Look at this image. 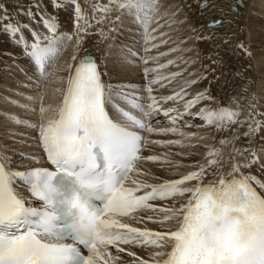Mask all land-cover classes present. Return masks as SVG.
Returning <instances> with one entry per match:
<instances>
[{
    "label": "snow or ice",
    "instance_id": "6c2138e0",
    "mask_svg": "<svg viewBox=\"0 0 264 264\" xmlns=\"http://www.w3.org/2000/svg\"><path fill=\"white\" fill-rule=\"evenodd\" d=\"M243 6L221 3L197 25L208 0H0V55L31 73L23 101H9L28 115L7 118L36 150L0 149V264H264V93L229 67L251 52L224 11ZM174 24L207 56L160 51ZM69 43L60 99L45 103ZM176 51L196 56L162 60ZM114 58L138 70L139 87L105 79Z\"/></svg>",
    "mask_w": 264,
    "mask_h": 264
},
{
    "label": "bare ground",
    "instance_id": "6f19581e",
    "mask_svg": "<svg viewBox=\"0 0 264 264\" xmlns=\"http://www.w3.org/2000/svg\"><path fill=\"white\" fill-rule=\"evenodd\" d=\"M163 1L165 4H168L169 2H171L173 0H162L161 2H163ZM13 2H15V0H13ZM84 2H85V0H81L82 4ZM88 2L91 3V2H94V0H88ZM197 2H199V0H197ZM244 2H245V4L246 3L247 4H246L245 11H243L244 13H243L242 17L243 16L246 17V15H247L246 12H248L250 0H248V2H246V1H244ZM85 6L87 7V5H85ZM259 7L264 10V1H261L259 3ZM263 10H259L258 12L259 13L264 12ZM226 12H228V11H226ZM252 14H255L254 10L252 11ZM218 15H220V13ZM61 19H62V21L65 22V27H67V23H66L67 16H66V14H62ZM209 20L210 19H208L207 21H209ZM239 26L240 25H237V28ZM206 30L211 31L209 29H206ZM262 30H264V27H262ZM248 32L250 34V31H248ZM177 34H178V32H177ZM122 36H120V40H122L124 42V45L125 44L127 45V43L132 41V39L134 38V30L131 28L125 29ZM174 36H175V33H174ZM237 37L240 40L241 33L237 34ZM177 38H179V37H177ZM246 41H247L246 39L243 41V43L245 45H246ZM248 42L250 45V48H248V50L250 52L252 51L251 43H253L255 47H258L260 45L259 40L257 38H254L253 36H250V38L248 39ZM0 45H5L4 39L2 37H0ZM5 46L10 47V45H5ZM67 47H68V50L66 53L64 52L62 54L64 56H62V60H60L59 63L57 62L56 69L60 68V66L65 61H68L70 59L71 53H72V44L69 43ZM262 50L264 53V48ZM0 51H2V49H0ZM254 53H251L250 58L247 56H242L235 63H232L231 65L229 63V67L231 69H233V71H235V70L243 71L244 69H247V71L245 72V75L247 77H250V80L248 81V83L250 84L251 89L254 92H256L257 94H261L262 92H264V58L261 57L264 54L262 55L259 52V54L255 55V57H254L253 56ZM117 54L119 55V49L117 50ZM179 58H181V57H179ZM190 58H191V56H190ZM173 59H174V57H173ZM226 59H227V57H226ZM204 63H206L205 60H204ZM179 64H181V67L184 66L183 62L182 63L180 62ZM125 68H129V69H125ZM198 68H199V64H196V65H192L189 70L198 69ZM109 70H110V77H106L105 79H109L113 85L128 83V85H132L133 87H139L141 84V82L138 83L135 79H132V78H139L141 81L142 77H141L140 73L138 72V70L134 67L121 65V63H119L118 59L114 58V62L109 64ZM57 74L58 75L60 74L62 76L65 75L64 73L59 72V71H57ZM30 77H31V73L28 70L27 62H25L23 60V58L17 59L15 64H14L13 60L10 57L0 55V149H6L7 153L9 155H12L13 153H17V152H34V151H36L33 148H30V147L26 148L25 147L27 144H34L35 143V141L32 140L30 136L21 138L22 136L19 135V133H21V132L27 131L30 133L31 131H28L25 127L22 128V127L15 126L14 125L15 123L11 122L7 118L9 113H15V114L19 115V112H20L21 114H23V116L28 114V113L24 112L23 109H22L23 111L21 112L20 111L21 109L11 105L9 101L10 100L23 101L24 95H22V93H18V92L19 91L23 92L22 90H24L23 89L24 84L29 81ZM3 78H5V79L3 80ZM3 81H4V83H2ZM178 83H179V81H178ZM45 85L48 87V88H45V89H47L45 91V93H46L45 103H52L53 105H55L60 99V92L58 91V89L63 88L64 85L61 82V79H57V77H54V78L52 77V79L50 77V79H48V82H46ZM226 90L231 91V89H226ZM24 102H26V101H24ZM118 103H122V101L118 100ZM20 116H22V115H20ZM157 119L162 120L163 118L158 116ZM12 123H13V125H12ZM196 123H200V121L197 120ZM192 130H195V129H192ZM13 133H16V135L14 136ZM21 142H25L24 143L25 145L18 144ZM211 142H212L211 140H207V141H202L200 143L201 144H208ZM190 150L195 151V152L199 153L200 155H203V152H204V149L202 147H198L196 149H188V148L173 149V151H179V152H188ZM154 151L159 152V151H166V150L154 149ZM198 158H199L198 156H193V157H191L190 160L184 161V163H190L191 160H195ZM177 159H180V157H177ZM178 171H185V169L181 168V169H178ZM159 174L160 175H166V173H163V172H161ZM149 227H152V225H149Z\"/></svg>",
    "mask_w": 264,
    "mask_h": 264
},
{
    "label": "rangeland",
    "instance_id": "374dc122",
    "mask_svg": "<svg viewBox=\"0 0 264 264\" xmlns=\"http://www.w3.org/2000/svg\"><path fill=\"white\" fill-rule=\"evenodd\" d=\"M161 1L162 0H160V3L164 6V8H167L168 5L177 2V0H173L174 2L171 1L168 4H165L164 1L163 2H161ZM244 1L248 2V0H243L244 6L239 8V13L238 14L236 12H230L228 10V8L225 7L224 11H228V14H230V15H228V18L236 17L238 15V19L235 20V22L232 25L231 30H229V31H230V33H232V32L236 33V35L241 33L240 41L243 42L246 39L247 40L246 41L247 48H250V45H249V42H248V39L250 38V36H253L254 38H257L259 40L260 45L258 47H255L254 44L251 43V45H252L251 53L255 52L253 54L254 57H255V55L259 54V52L263 55L264 53H263L262 49L264 48V30H262V27H264V12H260L259 13L258 11L259 10H263V9H261L259 7V3L261 1H264V0H250L249 9H248V12H246L247 15H246V17L245 16L242 17V15L244 13L243 11H245L246 4H247V3L245 4ZM231 2L232 3L235 2L237 5L239 4V0H208V3L210 5V7L206 11V15L201 18L199 16V13H195L194 14V18L190 21V23H194V24L200 25V24H204L208 19L211 20V19H214V18H218V16H219L218 14L220 12L216 10V6L221 4V3L232 4ZM253 10H254L255 14H252ZM162 11H163V8H162ZM237 25H240V26L237 28ZM162 30L169 33L170 37L168 36L166 38H170V42L168 43V45L162 46L160 48V51H167L168 48H189V47L195 48V47L198 46V48L200 50H202V55L203 56H207V54H208L207 50H208V47H209L207 44L200 43L199 45H196L194 43V41H192V40H189L186 44H181L180 43V41L184 37L191 36V32L189 31L187 24H174V25H172L171 29L164 28ZM221 30L224 31L225 29H221ZM205 31L207 32L206 29H205ZM248 31H250V34H249ZM177 32H178V34H177ZM174 33H175V36H174ZM177 37H179V38H177ZM120 41L122 42V45H124V42L122 40H120ZM133 41H134V38L132 39V41L127 43V46H132ZM67 50H68V47L66 48V50L64 52L66 53ZM62 54H61L59 60L57 61L58 63L60 62V60H62V56H64ZM190 56H191V58L195 57L196 56V52L195 51H176V52H173V53H171L170 55H168L166 57H163L162 60H168V59H171V58L173 59V57H174V59L177 61V63H180V62L182 63L183 61L179 57H183L184 59H188V58H190ZM261 57L264 58V55L261 56ZM232 58H231L232 60H230V62H229L230 65L237 61L235 57H232ZM57 62H56L55 66H54V68L52 70L53 75L50 76L51 79H52V77L53 78L57 77V79H60V77H62V75H60V74L58 75L57 74V71H56ZM205 62L207 63L208 61L205 59ZM125 69H129V68H125ZM175 70H177L175 67H170L169 68V71H175ZM50 77H49V79H50ZM4 79L5 78H3V80ZM132 79H135L138 83L141 82L139 78H132ZM141 80H142V78H141ZM46 82H48V80ZM2 83H4V81ZM122 84H119V85H122ZM119 85H117V86H119ZM126 85H128V83H126ZM45 88H48V87L45 85ZM23 89H24V90H22L23 92L18 90L19 91L18 93H22V95L28 94L29 90L26 89L25 87H23ZM46 90L47 89H45V91ZM262 93H264V92H262ZM10 104L13 105L12 103H10ZM17 108L21 109L20 110L21 112L23 111L22 108H20V107H17ZM19 115L23 116V114H21L20 112H19ZM26 115H28V114H26ZM26 115H24V116H26ZM12 125H13V123H12ZM14 125L17 126V127H22V126H19V125H16V124H14ZM22 128H24V127H22ZM27 130L31 131L30 129H27ZM21 138H23V137H21ZM24 143L25 142H21V143H18V144L25 145ZM25 147L27 148V146H25Z\"/></svg>",
    "mask_w": 264,
    "mask_h": 264
}]
</instances>
